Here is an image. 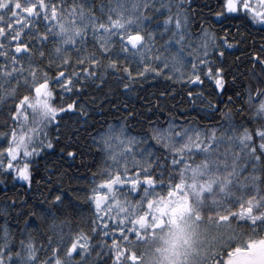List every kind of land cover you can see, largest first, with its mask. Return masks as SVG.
<instances>
[{"label": "snow or ice", "instance_id": "6c2138e0", "mask_svg": "<svg viewBox=\"0 0 264 264\" xmlns=\"http://www.w3.org/2000/svg\"><path fill=\"white\" fill-rule=\"evenodd\" d=\"M193 15L184 0H0V176L30 185L32 158L53 146L50 126L77 107L86 118L73 97L108 76L129 91L149 78L183 81L189 102L220 113L203 128L173 115L133 134L130 112L93 128L90 218L74 225L77 206L50 192L36 209L47 239L17 241L0 227V264H84L93 253L91 264H264V46L222 100L229 33L203 22L193 32ZM213 15L264 29V0H217Z\"/></svg>", "mask_w": 264, "mask_h": 264}, {"label": "trees", "instance_id": "16d2710c", "mask_svg": "<svg viewBox=\"0 0 264 264\" xmlns=\"http://www.w3.org/2000/svg\"><path fill=\"white\" fill-rule=\"evenodd\" d=\"M184 3L194 13L190 20L193 32L203 22L217 36H223L225 30L229 33L227 39L232 47L223 46V56L218 61L224 76V95L220 99L227 100L248 79L247 74L253 67L251 54L264 46V29L246 28L241 21L214 16L217 0H184ZM233 35L236 42H233ZM106 80L100 88L85 85L80 90L81 94L73 97L78 104L85 105L84 110L88 113L86 118L77 107L60 114L63 118L56 121L55 126H50L48 135L53 146L44 147L32 158L30 185L0 176V227L7 225L14 240L21 238V232L31 233L37 243L40 242V234H44V239H47V222L36 214V209L41 205L48 206L51 200L49 193L54 190L63 192L66 200H71L77 206V215L72 217L74 225L90 218L91 210L84 192V189L90 188V184L85 177L96 169L99 157L92 154L96 152L95 148L89 151L88 141L92 129L98 128L101 123L124 120L130 112L133 118L127 121L128 127L136 134L149 121L154 122L159 118L163 122L165 117L173 115L176 119H186L201 128L220 120L219 111L213 114L206 103H193L186 99L190 86L183 81H171L165 77L149 78L133 85L129 91L111 76L106 77ZM213 89L214 84L205 80L202 89L204 98L216 103L215 94L209 95ZM161 93L164 95L161 96ZM3 125L4 117L0 116V132L5 131ZM69 150L74 151L76 159L67 156ZM80 259L84 264H91L95 253L91 258Z\"/></svg>", "mask_w": 264, "mask_h": 264}, {"label": "rangeland", "instance_id": "374dc122", "mask_svg": "<svg viewBox=\"0 0 264 264\" xmlns=\"http://www.w3.org/2000/svg\"><path fill=\"white\" fill-rule=\"evenodd\" d=\"M190 60V59H189Z\"/></svg>", "mask_w": 264, "mask_h": 264}]
</instances>
